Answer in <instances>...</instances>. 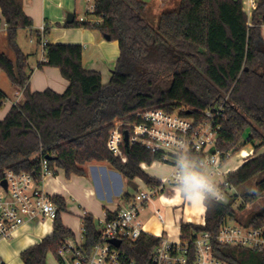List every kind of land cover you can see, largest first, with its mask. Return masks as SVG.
I'll return each instance as SVG.
<instances>
[{"label": "trees", "instance_id": "1", "mask_svg": "<svg viewBox=\"0 0 264 264\" xmlns=\"http://www.w3.org/2000/svg\"><path fill=\"white\" fill-rule=\"evenodd\" d=\"M249 16L242 0H179L177 9L163 12L154 24L146 17L144 0H97L99 25L75 18L67 28L97 29L118 42L120 56L108 84L98 72L83 67L80 45L47 44L44 65L56 68L68 82L65 93L32 92L29 56L18 44L22 29H32L23 0H0L6 20L7 43L15 61L0 54V70L24 96L0 122V175L6 171L31 174L42 183V163L51 172L61 169L67 177L84 176L89 163H107L127 180L137 178L147 185L158 183L141 165L162 159L141 145L122 146L123 156L110 151V131L118 122H133L136 114L162 109L169 114L182 108V116L200 117L226 98L220 147L237 154L251 145L255 157L229 175L237 189L264 174V0H255ZM40 43V33L33 32ZM7 95L0 89V110ZM125 129L122 130L124 132ZM248 133L247 140L243 141ZM264 196V180L252 194L243 196L244 208ZM125 201L132 197L125 195ZM236 196L228 204L207 199L205 225L182 224L180 240L190 242L197 234L213 237L216 256L229 264H264V252L216 243L220 229L236 220ZM58 207L53 233L21 254L24 264H46L49 252L57 255L61 245L75 236L63 222L67 212L62 197H53ZM108 217L112 218L108 213ZM88 248L99 239V226L91 214L82 217ZM264 221V210L254 214L248 226ZM159 239L144 234L128 254L138 264H152Z\"/></svg>", "mask_w": 264, "mask_h": 264}, {"label": "built area", "instance_id": "2", "mask_svg": "<svg viewBox=\"0 0 264 264\" xmlns=\"http://www.w3.org/2000/svg\"><path fill=\"white\" fill-rule=\"evenodd\" d=\"M80 1L86 3L87 12L85 17L77 19L78 22L101 24L102 19L95 16L97 0ZM253 10H248L249 16ZM47 30V25L39 29L44 58L48 44L45 40ZM227 101L228 98L210 107L200 117L190 114L182 116L186 108L173 114L162 109H150L138 112L133 122H118L109 135V148L113 154L123 156L122 146L125 144V132H128L129 147L138 144L153 154H161V161L153 165L168 167L170 172L156 184H145L130 202L110 213L112 218L107 214L99 223V239L92 248L87 247L82 228L73 238L64 241L54 256L55 264H138L127 249L134 248L142 235H149L145 232L140 210H144L166 189L179 188L175 177L178 160L183 156H187L197 170L218 185L223 198L215 201L209 194L208 199L228 204L232 198H239L238 189L229 180V175L236 171H233L234 167L226 168L225 165L242 150L234 154L231 151L224 152L220 147L221 125L226 117ZM253 156L254 150L243 160L247 162ZM148 167L146 164L141 165L144 171ZM52 174L47 162L43 161L42 182ZM57 213L58 207L53 203V196L43 189L42 184L36 183L31 174L6 171L0 175V242L11 241L14 233L25 225L39 221L54 223ZM155 214L163 224L161 212L157 210ZM155 238L159 239V244L152 253V264H229L216 256L214 239L207 233L197 234L190 242L180 239L171 242L165 235ZM113 241L120 242V246L116 247ZM215 241L223 247L264 252V221L253 226L227 223L222 226ZM0 264H5L1 258Z\"/></svg>", "mask_w": 264, "mask_h": 264}, {"label": "crops", "instance_id": "3", "mask_svg": "<svg viewBox=\"0 0 264 264\" xmlns=\"http://www.w3.org/2000/svg\"><path fill=\"white\" fill-rule=\"evenodd\" d=\"M76 1L78 0H23L24 12L33 22L32 29H26L27 31L25 32L34 40L36 38L33 32H39V29L43 25H47L48 30L45 34V40L48 44L82 46L84 49L83 67L88 71L98 72L102 77L103 85H106L111 80L112 73L120 56V52L119 56H117L119 44L118 42L107 41L97 29L67 28V17L75 9ZM144 1L147 4L145 11L146 17L154 24L158 22V18L163 12L177 9L179 6V0ZM250 2H252L253 7L249 5V9H254L256 7V1L250 0ZM73 16L74 19H78L76 15L73 14ZM18 44L24 54L29 57L33 55V48L23 44L19 34ZM0 54H5L11 60L15 61V55L7 43L6 20L3 17L1 9ZM43 57L42 55V58H29V65L32 71L30 81L31 91L44 92L46 90H52L58 94L65 93L68 88V82L62 77L58 69L44 65L46 60ZM43 59L44 62H42ZM5 77L7 76L0 70V89L7 95V101L0 110V122L6 118L16 103L20 104L21 102L20 97L12 99L13 96L9 95L8 91L10 89ZM105 164H87L85 166L86 173L84 176L72 175L67 177L63 170L58 169L55 173L46 177L41 183L43 189L51 196L62 197L65 200L67 212L63 215V222L74 234L81 230V219L86 213L91 214L95 223L99 226L100 221L108 213H113L128 203L123 199L128 194L127 188H134L137 193L146 184L143 180L137 178L132 181L127 180L124 186L121 178L115 175ZM153 166L158 170L166 169V173L161 177L148 174L155 180L162 179L170 172L168 167L158 165L149 166L148 169ZM148 169H145L146 173ZM203 207L204 221L201 226L205 225L206 207L205 205ZM68 215L73 217L67 218L69 224L65 221ZM183 221L180 227L177 226L180 235L182 224H194L193 221L189 223L191 222L190 219L186 220V223H183ZM53 224L52 227H45L39 233H32L31 230L33 228L31 225H25L19 228L13 236L15 238L14 240H16V253L22 254L25 250L38 245L44 238L50 236L53 233ZM163 235H165V232H163Z\"/></svg>", "mask_w": 264, "mask_h": 264}, {"label": "rangeland", "instance_id": "4", "mask_svg": "<svg viewBox=\"0 0 264 264\" xmlns=\"http://www.w3.org/2000/svg\"><path fill=\"white\" fill-rule=\"evenodd\" d=\"M246 11L248 12L249 5L253 7L252 2L250 0H242ZM76 6L75 9L70 14H74L77 18L85 17L87 12V5L80 0L75 2ZM25 31L26 29H22L19 31V36L21 38V42L29 47H32L34 51L33 55L29 58H42L43 52L40 46V43L36 39L32 40L29 34ZM261 37L264 41V26L262 27ZM119 46H118V55L119 56ZM44 58V57H43ZM118 58V57H117ZM44 62V59L43 61ZM30 66V65H29ZM31 69V68H30ZM8 81L9 85V95L13 96L12 99L15 97H20V104L24 102V96L22 92L18 91L9 81L7 77H5ZM248 133L244 135L243 141L247 140ZM254 150L251 145L246 146L242 151L250 152ZM264 151V149H262ZM255 157V152H254ZM239 155L234 157L233 159L229 160L225 167L226 168H233L237 161L239 160ZM115 175H118L121 178L122 183H125L127 179L120 174L119 172L115 171L109 164H105ZM147 170V168H146ZM166 173V169L158 170L155 166L150 167L148 169L147 174H154L156 176H163ZM264 180V174L259 175L258 177L254 178L252 181L247 183L246 185L238 188L239 199L234 206L236 212V220L232 222L233 225L239 226H247L248 220L256 213L261 212L264 210V196L259 198L257 201L253 203H247L244 205V208H240L244 204L243 196L245 194H252L255 191L256 184L260 181ZM127 192L131 197L136 195L134 188H127ZM121 200V199H119ZM204 205L195 204L188 201L181 193L180 188H168L164 193L158 195L152 202L148 204V206L144 210H140V218L143 222V226L145 232L152 236H162L163 232H165V237L171 242H177L180 239V231L177 228L180 227L181 222L186 223V220H191L194 222L195 225H201L204 221ZM159 210L163 217L164 225L159 221L157 218L155 211ZM71 217L68 215L65 221L69 224L68 219ZM73 218V217H71ZM51 221L46 222H36L33 224H28L32 226V233H39L40 231L44 230L45 227H52ZM15 234V233H14ZM14 236V235H13ZM15 238L11 241H5L7 243L0 242V258L5 264H24L21 259V253H16L15 247ZM55 257L52 252H49L46 258V264H55Z\"/></svg>", "mask_w": 264, "mask_h": 264}, {"label": "clouds", "instance_id": "5", "mask_svg": "<svg viewBox=\"0 0 264 264\" xmlns=\"http://www.w3.org/2000/svg\"><path fill=\"white\" fill-rule=\"evenodd\" d=\"M177 169L175 181L188 201L204 205L209 194L215 201L223 198L218 185L210 177L197 170L187 156L178 160Z\"/></svg>", "mask_w": 264, "mask_h": 264}, {"label": "water", "instance_id": "6", "mask_svg": "<svg viewBox=\"0 0 264 264\" xmlns=\"http://www.w3.org/2000/svg\"><path fill=\"white\" fill-rule=\"evenodd\" d=\"M73 21H74V16L73 15H68V17H67V21H66V23H67V25H71L72 23H73ZM105 39L107 40V41H110L111 39H110V37L109 36H105ZM124 141H125V145L128 147V143H129V134H128V132H125V139H124ZM212 152H214V151H212ZM4 185H6V182H4ZM116 247H119L120 246V242H117V241H113L112 242Z\"/></svg>", "mask_w": 264, "mask_h": 264}, {"label": "bare ground", "instance_id": "7", "mask_svg": "<svg viewBox=\"0 0 264 264\" xmlns=\"http://www.w3.org/2000/svg\"><path fill=\"white\" fill-rule=\"evenodd\" d=\"M251 152L249 153L247 151H241V153H239V158L240 159L237 161V164L234 166L233 171H238L246 163L243 159L245 157H249L251 155Z\"/></svg>", "mask_w": 264, "mask_h": 264}]
</instances>
